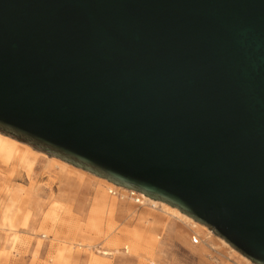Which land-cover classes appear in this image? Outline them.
<instances>
[{"label": "water", "instance_id": "1", "mask_svg": "<svg viewBox=\"0 0 264 264\" xmlns=\"http://www.w3.org/2000/svg\"><path fill=\"white\" fill-rule=\"evenodd\" d=\"M0 132L264 264V0H0Z\"/></svg>", "mask_w": 264, "mask_h": 264}, {"label": "rangeland", "instance_id": "2", "mask_svg": "<svg viewBox=\"0 0 264 264\" xmlns=\"http://www.w3.org/2000/svg\"><path fill=\"white\" fill-rule=\"evenodd\" d=\"M40 161L47 164L46 158ZM12 167L19 173L10 174ZM90 173L75 176L82 177L89 189L75 182L62 186L54 170L36 166L30 177L26 167L0 159V264H89L91 257L104 258L108 264H255L223 244L207 226H192L156 206L148 209L152 216L138 225L130 211L144 208L134 204L127 192L116 190L112 195L106 185L104 193L124 200L125 206H100L94 189L99 181ZM153 216H161L164 223L155 222ZM138 226L153 239L134 250L125 234ZM102 250L110 254L102 255L98 252Z\"/></svg>", "mask_w": 264, "mask_h": 264}, {"label": "bare ground", "instance_id": "3", "mask_svg": "<svg viewBox=\"0 0 264 264\" xmlns=\"http://www.w3.org/2000/svg\"><path fill=\"white\" fill-rule=\"evenodd\" d=\"M40 157L46 158L47 164H44V162L40 161L41 160ZM0 159L4 161L12 160V162L16 166L20 165L22 167H26L27 174L30 171V177H31V172L33 171V169L36 166L38 167L40 166L42 171L48 170L52 172L54 170V172L57 173L58 177L61 179L62 186L66 184L67 185L72 184L75 182L77 186H83V187L86 186L87 188L89 187L88 185L84 184L82 177L75 178L76 175L88 174L89 171L84 170L80 167L74 166L55 156H48L46 153L42 151L33 149L29 144L19 141L8 135L2 134L1 132H0ZM52 167L57 168L58 170H55ZM9 172L10 174H14V175L16 173H19V172H16V169L14 167H12ZM91 176H93L95 179L99 181L94 189L96 192V203L99 204L100 206L104 207V206L109 205V208L110 207L115 208V206H117L118 204H120V207H123L124 205V200H121L120 202L116 201L114 198L108 197L104 193V187L106 185L109 186V188H107V192H108V189L114 188L115 190H121L122 192L137 193L140 195L142 199V206L144 209L135 211V209L133 208L130 211V215L133 216L134 218H137L138 225L144 224L145 220L150 218L148 216H152V213H150L148 209L152 207L154 209L156 206L158 207V209L156 210H159L160 212L164 214H168V215H171L177 218L178 220L191 223L192 226H200V227L206 228L204 224H201L195 221L190 216L181 212L178 208L171 206L166 202H163L158 199H153L150 196H147L143 194L142 192L136 191L134 189H129L121 185L114 184L113 182L103 177L97 176L93 173ZM122 196L124 197V195ZM148 204H151V206H148ZM129 208L130 207L127 206V209ZM153 219L155 222L164 223V219L162 220L161 216H153ZM207 231L208 233H211V230L207 229ZM125 235L129 239L130 244H132V247L134 248V250L138 248L140 244H142V242H145L144 244L148 245L151 243V240L153 239L152 237H149V236L146 237L144 235V230H142V228H140L139 226L128 230V232ZM218 238L221 240L223 244L228 245V243L224 239H222L221 237H218ZM191 239H192V242H197L198 240L196 236H192ZM113 242L114 240L110 239V243H113ZM127 246L128 245H126L125 248H127ZM230 249L234 250L231 246H230ZM98 252H101L102 255L110 254V252L107 250H102ZM62 257H63L62 253H59L57 259L60 260ZM243 258L249 262V260L245 256H243ZM89 264H108V263L104 258L91 257L89 260Z\"/></svg>", "mask_w": 264, "mask_h": 264}, {"label": "built area", "instance_id": "4", "mask_svg": "<svg viewBox=\"0 0 264 264\" xmlns=\"http://www.w3.org/2000/svg\"><path fill=\"white\" fill-rule=\"evenodd\" d=\"M108 193H110V194H115L116 193V190H114V189H112V188H110V189H108ZM127 195H128V197L132 200V202L134 203V204H136V205H142V199H141V197H140V195L139 194H137V193H129V192H127Z\"/></svg>", "mask_w": 264, "mask_h": 264}]
</instances>
